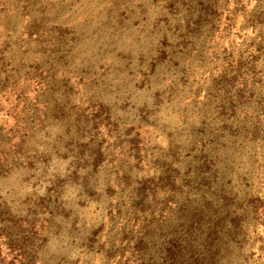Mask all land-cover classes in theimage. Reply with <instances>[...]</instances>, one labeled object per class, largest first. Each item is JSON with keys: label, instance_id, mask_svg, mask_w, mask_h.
Listing matches in <instances>:
<instances>
[{"label": "rangeland", "instance_id": "374dc122", "mask_svg": "<svg viewBox=\"0 0 264 264\" xmlns=\"http://www.w3.org/2000/svg\"><path fill=\"white\" fill-rule=\"evenodd\" d=\"M0 189V264H264V0H0Z\"/></svg>", "mask_w": 264, "mask_h": 264}, {"label": "trees", "instance_id": "16d2710c", "mask_svg": "<svg viewBox=\"0 0 264 264\" xmlns=\"http://www.w3.org/2000/svg\"><path fill=\"white\" fill-rule=\"evenodd\" d=\"M3 198H4V196H3V192H2V190L0 189V206L2 205V201H3L2 199H3ZM217 219H218V218H216V217L213 218L214 221H217V223L221 224V221H220V220H217ZM207 220H208V219L205 218V217L201 218V221H202L203 224H206ZM213 220H212V221H213ZM226 223H227V222H223V225H222L223 229H225ZM234 226H238L237 223H235ZM223 229H222V230H223ZM222 230L217 231V232L222 233V235H221L220 237L216 238V240H219L218 242H219L220 244H222L223 241H225V243H228V241L233 240V233H234V232H230V231H229V232H227V231L222 232ZM236 230H238V229H236ZM232 231H233V230H232ZM203 235H204V229H203L202 227H201V229L198 228V230H197L196 233H195V239H196L197 241H200ZM142 247H144V246H142ZM181 260H182V256H181V255H180V256L177 255V259H176V261H179V263H180Z\"/></svg>", "mask_w": 264, "mask_h": 264}]
</instances>
